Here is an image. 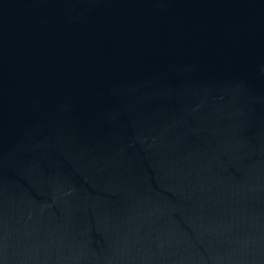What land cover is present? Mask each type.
<instances>
[{"label":"water","instance_id":"water-1","mask_svg":"<svg viewBox=\"0 0 264 264\" xmlns=\"http://www.w3.org/2000/svg\"><path fill=\"white\" fill-rule=\"evenodd\" d=\"M0 264H264V0H0Z\"/></svg>","mask_w":264,"mask_h":264}]
</instances>
